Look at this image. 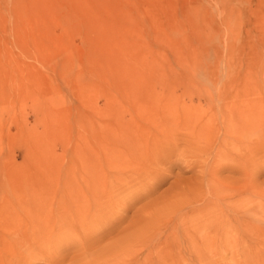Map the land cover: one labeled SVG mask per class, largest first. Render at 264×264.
I'll return each mask as SVG.
<instances>
[{"label": "rangeland", "instance_id": "obj_1", "mask_svg": "<svg viewBox=\"0 0 264 264\" xmlns=\"http://www.w3.org/2000/svg\"><path fill=\"white\" fill-rule=\"evenodd\" d=\"M0 213V264H264V0H0Z\"/></svg>", "mask_w": 264, "mask_h": 264}, {"label": "bare ground", "instance_id": "obj_2", "mask_svg": "<svg viewBox=\"0 0 264 264\" xmlns=\"http://www.w3.org/2000/svg\"><path fill=\"white\" fill-rule=\"evenodd\" d=\"M106 138V136H103L102 137V143L101 144H106V142H107V139H105ZM88 142V141H87ZM79 146V145H78ZM89 147V146H88ZM87 147V148H88ZM80 148V147H79ZM84 153V152H83ZM86 153V152H85ZM89 153V152H88ZM87 153V154H88ZM91 155H92V153H91ZM89 158L91 159V157H90V154L89 155H84L81 159H79V157H78V160H77V163H78V165H77V167L78 166H80V168H86V169H89V167H88V165L90 164V160H89ZM84 159V160H83ZM86 159V160H85ZM83 160V161H82ZM88 167V168H87ZM83 170V169H82ZM84 171V170H83ZM88 181V180H87ZM88 183V182H87ZM88 185V184H87ZM1 214V213H0ZM7 218H10V217H7ZM7 218H5L4 220H7ZM221 221V220H220ZM219 222V221H218ZM231 222V221H230ZM238 222V225L236 224V223H233L232 222V227H229V229H231L232 228V231H233V234H234V238H233V240H230L228 243V249H227V247H223V249L222 250H224L225 248V251H224V253L225 252H228L227 250H229L230 251V253L232 252V253H235V252H240V251H242V249L244 248H252V247H254L255 245L256 246H258V247H261L263 250H264V232H263V242L262 243H259V244H255V243H253V242H251V241H249L248 239H249V237L251 236V235H253V234H255L256 233V228L255 227H253L251 224H249L248 222H246L245 220L244 221H237ZM13 222H12V217H11V219H10V221L8 222V223H6L5 225H4V227H3V229L7 232L9 229H11V224H12ZM230 225V226H231ZM13 227V226H12ZM225 227V226H224ZM227 227V226H226ZM219 228V227H218ZM228 229V228H227ZM222 230H223V228H222ZM221 230V231H222ZM225 230V229H224ZM223 230V234H224V231ZM217 231H219V230H217ZM231 231V230H230ZM227 232V231H226ZM221 234H222V232H220ZM201 234H204V233H200V235ZM221 234H218V236L217 237H220L221 236ZM199 235V236H200ZM210 235V234H209ZM208 235V236H209ZM220 235V236H219ZM207 236V235H206ZM243 236H245L247 239L245 240V239H243ZM203 237V236H202ZM201 237V238H202ZM216 237V238H217ZM223 237H224V235H223ZM223 237H221L220 239H222ZM200 238V239H201ZM215 239V238H214ZM225 239H226V237H225ZM231 239V238H230ZM3 240V239H2ZM219 240V239H218ZM217 240V241H218ZM224 240V239H223ZM201 241V240H200ZM204 242H206V243H210V239H207L206 241H204ZM216 242V241H215ZM227 242V241H226ZM218 243H222V244H224V242H222V241H220V242H218ZM190 244V243H189ZM201 244V243H200ZM217 244V243H216ZM8 246V247H7ZM192 246V245H191ZM195 246V245H194ZM193 246V247H194ZM216 246V245H215ZM222 246V245H221ZM223 246H226V245H223ZM3 247H4V249H2V250H0V258L3 260V259H5L6 260V258H7V256L9 255V253H11V255L10 256H12V250H11V247L4 241V245H3ZM217 247H219V246H217ZM189 249V248H188ZM197 249V248H196ZM194 250V251H190L189 250V255H190V259H188V260H191V262L193 263H195V262H197V263H201V264H215L214 262H215V260H213L214 258H216V252H218V251H216V252H211V255H206L204 252H201V251H198V249H199V247H198V249L197 250ZM212 249V248H211ZM218 249H220V248H218ZM200 250H202V249H200ZM222 250H221V252H222ZM229 253V252H228ZM231 253V255H233ZM227 254V253H226ZM89 255V254H88ZM97 255V254H96ZM222 255H223V253H222ZM231 257V256H230ZM184 258V257H183ZM92 259L93 260H90V261H86V262H84V263H81V264H103L104 263V259H105V257H104V255L103 254H101L100 252L98 253V255L97 256H93L92 257ZM176 260H177V258H175ZM175 259L173 260V263H174V261H175ZM231 259V258H230ZM179 260V259H178ZM228 260V259H227ZM186 261V260H185ZM176 263L175 264H178V261H175ZM190 261H189V263H191ZM231 262V261H230ZM229 261H228V263H230ZM4 263V262H3ZM223 263V262H222ZM184 264H186V263H184ZM220 264V263H219ZM247 264V263H246Z\"/></svg>", "mask_w": 264, "mask_h": 264}]
</instances>
